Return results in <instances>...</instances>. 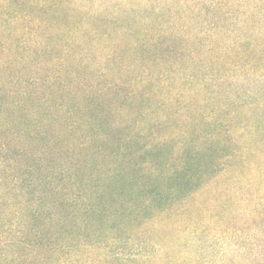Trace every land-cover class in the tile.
<instances>
[{
	"label": "rangeland",
	"instance_id": "rangeland-1",
	"mask_svg": "<svg viewBox=\"0 0 264 264\" xmlns=\"http://www.w3.org/2000/svg\"><path fill=\"white\" fill-rule=\"evenodd\" d=\"M160 2L0 0V24L138 26V9H151ZM128 41L112 43L124 51L129 47ZM59 43L67 44L69 40L63 36ZM82 45L90 49L81 56H68L70 69L68 73L62 72L60 83L63 90L52 97L47 95L54 90L51 83L55 75L60 76L58 61L40 76L31 59L23 72H19L21 66L17 64L11 70L2 69V76L9 78L5 88L18 91L25 86L31 96L36 93L35 100L47 96V102L32 106L30 100L26 105L33 115L10 118V124L4 128L0 122L4 138L1 141L10 142L12 150V160L6 164L0 157V264L263 261L261 254L257 258L253 255L262 252L264 234L262 237L253 231L233 230L208 240L180 230L185 223L178 220L179 210L206 195L186 196V182L173 174L179 159L173 161L171 156L180 153L190 159V133L193 129L195 135L203 131L198 118H182L181 108L167 102L168 94L159 93L164 106L159 104L160 97L152 98L154 85L143 88L138 70L121 68L112 59L107 60L101 44L87 40ZM59 55L63 53L54 58L57 60ZM46 76L51 78L50 86L44 85ZM12 78L17 82L12 83ZM48 98L53 99L50 102ZM61 102L69 106V113L48 109L47 104ZM158 108H164L169 115L175 113L176 117L156 118ZM17 114L20 112H12L14 117ZM256 161L261 162L262 157ZM20 162L27 165L19 166ZM145 165L152 166V175L144 181ZM154 174L156 178L152 177ZM145 198L151 212L144 209L138 220V206ZM85 200L91 204L88 212L82 211ZM115 208L122 212L115 214ZM199 212L197 207L189 210L188 216ZM34 215L35 225L31 223ZM166 218L170 223H166ZM247 218L238 220L242 223ZM198 239L206 244V249L192 245ZM164 244L173 256L171 260L162 252Z\"/></svg>",
	"mask_w": 264,
	"mask_h": 264
},
{
	"label": "trees",
	"instance_id": "trees-1",
	"mask_svg": "<svg viewBox=\"0 0 264 264\" xmlns=\"http://www.w3.org/2000/svg\"><path fill=\"white\" fill-rule=\"evenodd\" d=\"M160 1L157 7L138 9V26L0 24L2 128L10 124V118L33 115V110L29 111L26 105L30 100L32 106L39 102L45 104L47 96L52 97L63 90L60 83L62 72L68 73L70 69L68 56L76 53L81 56L90 49L82 45L83 42L89 40L101 44L107 60L112 59L121 68L138 70L143 77V88L154 85L151 87L152 98L160 97L159 104L164 106L160 95L168 94L167 102L181 108L182 118H198L203 131L195 135L193 129L190 133L193 141L190 159L180 153L171 156L173 161L179 159L173 174L186 182V196L206 195L203 199L198 197L191 206L181 204L184 207L179 210L178 220L185 224L180 230L208 240L220 232L233 230L253 231L263 237L264 0ZM63 36L69 43H59ZM25 38L28 41H23ZM123 40H129V47L124 51L112 43L119 44ZM58 53L63 55L56 60L54 55ZM129 55L134 56L128 60ZM30 59L38 76L43 70L48 72L54 61H58L57 71H60V76L55 75L51 83L52 94L38 100H35L36 93L32 92L31 96L25 86L18 91L13 87L5 88L9 78L2 76L3 68L5 71L16 64L21 66L19 72H23ZM50 80L46 76L44 85L50 86ZM13 82H17L15 78H12ZM47 105L48 109L53 108L61 114L70 112L63 102ZM12 112H20V115L14 117ZM157 115L156 118L176 117L175 113L167 114L164 108H158ZM3 139L0 134V157L6 164L12 160V150L10 142L1 141ZM197 142L201 146L197 147ZM152 150L150 147V152ZM259 157H262L261 162L256 161ZM18 165L27 164L20 162ZM150 168L152 166H144V181L151 178ZM143 200L145 202L138 206V220L144 209L151 212L147 198ZM90 206L85 200L82 211L88 212ZM197 207L200 212L188 216L189 210ZM110 211L112 215L114 209ZM115 212L120 214L122 211L115 208ZM245 216L248 218L239 222L238 219ZM36 219V215L31 218L33 225ZM169 221L166 218V223ZM33 235L35 239L36 235ZM192 245L207 248L200 239ZM167 246L162 245V252L171 260L173 256ZM260 254L263 261L257 259L254 264H264V248L262 252H254L253 256L257 258Z\"/></svg>",
	"mask_w": 264,
	"mask_h": 264
}]
</instances>
